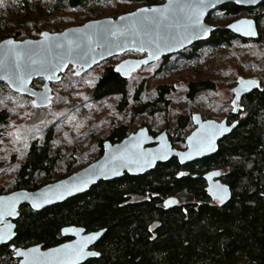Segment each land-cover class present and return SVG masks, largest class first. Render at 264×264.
Here are the masks:
<instances>
[{
    "label": "trees",
    "instance_id": "obj_1",
    "mask_svg": "<svg viewBox=\"0 0 264 264\" xmlns=\"http://www.w3.org/2000/svg\"><path fill=\"white\" fill-rule=\"evenodd\" d=\"M101 1L94 0V4ZM127 1L146 6L165 2ZM91 3V0H56L53 7L57 10L64 4L68 10H79ZM263 7L264 3L258 8L244 10L227 4L217 10H223L229 17L244 12L260 21L264 18V12H260ZM89 13L93 18L97 16L95 8ZM50 21L39 22L36 18L14 22L0 20V25L6 28L0 35V42L10 38L23 40L28 34L41 36L45 30L56 32L60 22ZM236 41L259 46L264 43L262 37L255 41L241 39L223 26L216 29L209 41L196 43L178 56L191 59L206 45L228 47ZM174 59V56L163 58L155 64L158 67L154 74L168 69ZM149 79H140L138 86L132 89L134 79L125 80L113 67H108L96 81L93 98L119 97L121 111L132 103V120L144 114L168 116L172 87L157 86L154 100L143 102ZM215 90L213 82H193L189 84L187 95L194 100ZM1 100L5 102L0 106V122H5L9 107L4 97ZM244 106L246 116L238 129L220 143L214 156L187 165L172 159L142 176L126 174L120 179L100 182L87 193L42 212H35L28 206L22 208L17 222L16 246L43 244L44 248H53L68 240L62 236L63 228L80 226L87 232L106 230L97 246L101 257L85 264H264V90L246 96ZM190 120L191 114L177 119L172 134L176 138L171 137L174 146H184V137H181L186 134ZM55 127L54 124L47 129L39 126L41 139L30 145L25 163L18 168L20 188L36 190L55 181L54 175L61 162L51 148ZM130 132L131 124L116 125L106 140L119 143ZM103 141L95 144V159L103 153ZM72 158L76 159L73 154L67 156L64 163ZM89 159L95 160L86 156L81 161ZM78 163V160L69 163L61 178L73 174ZM217 168L225 170L223 180L232 191V198L226 204L213 201L205 189V173ZM40 179L43 182L38 184ZM171 196L179 200V205L166 210L163 202ZM12 255L8 246H1L0 264H14Z\"/></svg>",
    "mask_w": 264,
    "mask_h": 264
},
{
    "label": "water",
    "instance_id": "obj_2",
    "mask_svg": "<svg viewBox=\"0 0 264 264\" xmlns=\"http://www.w3.org/2000/svg\"><path fill=\"white\" fill-rule=\"evenodd\" d=\"M200 3L201 0H165L161 5L142 7L131 13L121 15L117 19L105 18L94 20L87 22L82 26L66 29L60 33L44 31L41 34V37L37 40H3L0 42V77H7L10 75L15 76L19 73H24L25 76L29 78V83L27 85L28 89H30L32 93H36V95H30L25 92L17 93L30 96L34 101L38 100L40 96L45 93V89L47 88L50 89L47 94L51 97L52 103L53 93L50 84L59 82L61 80V75L71 66L75 69L76 73L79 72V75L76 74V76H81L100 63L119 57L128 52L134 51L146 53L147 56L144 59H127L116 67V69L122 68L121 72H116L123 78L127 79L134 72L146 65L154 64L164 57L179 54L196 43L209 41L217 27L211 26L207 21L209 15L215 10L227 4H235L244 9L256 8L264 3V0H205L206 6L203 7L202 14L199 18L201 23L210 29V31L200 35H193L188 28V25L191 23L190 18H194L201 12V9L198 7ZM166 8L168 9L167 18L161 21V11ZM152 9L158 11H141ZM132 13H136V16H132ZM122 17L124 19H121ZM142 17L153 19L152 22L143 23L138 32H129L119 38L101 35L98 38H94L92 41L87 39L86 34L92 35L97 32H103L109 28L115 29L122 25H131L134 21H139ZM242 20L253 21L257 35L247 36L243 34V30L236 31L230 27V25L237 24ZM230 25L227 29L243 39L257 40L259 38L257 22L254 19L243 18ZM186 37H190V39ZM9 41L12 43L9 44ZM70 41L78 42L80 47L77 48L75 44H73L71 45L70 50ZM57 45H63V47H58ZM141 47L143 50H138ZM11 48H17L18 50L27 53L19 68L15 66L11 57L6 58L5 54L8 49ZM150 53H155V55H150ZM29 57H31V59ZM84 58H86L88 62L83 68H81ZM92 58L95 59V63L92 62ZM32 59L43 61V66H41L40 63L33 64ZM144 61H147V63H144ZM50 65H59V67L56 68V77H58V79L54 78L53 80H48L45 78L50 74ZM37 79L45 80V85L40 91L31 87L32 83ZM248 80L256 81L255 79ZM0 82L7 84L12 91H15V86L11 81L0 79ZM239 88L240 83L236 89ZM258 88L259 87H253L248 91H242L239 100H237L236 97L235 101L239 102L245 95ZM50 105L40 108H47ZM192 118L196 128L187 137L185 150L174 148L166 132H163L158 137H154L151 135L149 129L145 127L139 129L136 133L130 134L120 143L113 145L109 141L105 142L103 155L98 160L62 180L48 184L37 191H19L9 195L0 196V233L7 232L9 230V225H11L10 231L12 232L11 237L0 241V247L11 243L16 238V223L14 221L19 219V211L22 206L28 205L33 211L42 212L76 196L87 193L100 182L120 179L126 174L130 176H142L155 169L158 164L167 163L172 159H177L181 165L200 161L206 157L214 155L218 151L219 142L224 137L230 135L237 127L236 123L228 126L226 121L221 123L213 120L204 121L200 114H194ZM213 126H223L230 130L216 136L214 151L204 152L201 155H196L193 152L189 158L186 155L191 151L189 147V137H192L196 133H199L200 137L207 136L213 130ZM141 130H143V136L140 135ZM137 145L139 146L137 147ZM162 150L167 151V157L165 159H155L150 165L143 164L144 156L159 153ZM121 156L125 157V159H120L119 157ZM128 157L138 159L141 163L137 164L131 162ZM214 172L219 171H212L204 176L208 184L206 189L207 194L212 200L219 202L214 198L213 192L216 190V185L224 186L228 190V195L221 204H226L232 198L231 188L221 182V175L212 176L211 174ZM68 188H70L71 191H67L66 189ZM209 189H212V191H209ZM61 193H63V195H61ZM10 202L12 208H14L11 215L8 214L10 210ZM178 202L179 200L177 198L170 197L165 201L164 206L166 209H173L178 205ZM34 203L39 204V207H33ZM105 232L106 230L87 233L85 228L68 226L62 229V235L65 238H71V241L45 250L41 245L33 246L28 249H17L15 258L19 260L18 264H24L26 257L17 255V251L28 253L32 249H38V253L45 254V256L40 257L44 264H56L57 259L71 261L73 247L78 245L83 238L89 236H94L95 239L87 243L84 251L86 253H99L97 251H92L91 248L101 240ZM55 250L63 251L59 253L58 257L48 255L54 253ZM100 257V253L97 256L86 255L81 257L76 264H85L91 259H99Z\"/></svg>",
    "mask_w": 264,
    "mask_h": 264
},
{
    "label": "rangeland",
    "instance_id": "obj_3",
    "mask_svg": "<svg viewBox=\"0 0 264 264\" xmlns=\"http://www.w3.org/2000/svg\"><path fill=\"white\" fill-rule=\"evenodd\" d=\"M55 1L0 0V20L9 19L14 22L15 20L36 18L39 19V22L59 21L60 24L56 32L45 31L60 33L90 21L116 18L144 6L143 3H132L127 0H102L99 4H94V0H91V4L79 10H68L64 4L58 6L56 10L53 7ZM93 8L97 12L95 18L91 17L89 13ZM260 12H264V8ZM241 17L250 18L252 16L242 13L232 18L227 16L223 10H215L207 22L214 27H223L232 20ZM5 30V26L1 24L0 35H3ZM259 31L264 42V18L259 22ZM39 38L40 36L28 34L25 39L37 40ZM262 44L264 45V43ZM263 45L239 41L228 47L206 45L199 50L194 58L178 57L174 59L173 65L162 73L154 74L158 67L156 65L138 72L132 89L138 86L141 78L150 77L145 87V95L142 97L143 102L154 100L153 92L157 86L172 87V93L169 95L171 105L168 116L144 114L132 120L130 116L132 103L127 109L121 111V98L119 97H106L101 100L93 98L97 78L107 66L114 65L117 59L95 67L77 80L70 78L74 71L69 69L67 76L60 83L54 84L53 94L55 97L51 106L37 110L39 112L36 113L33 111L30 101L19 95L11 96L6 92L9 87L0 83V100L4 97L9 111L12 112L10 121L1 126L0 164H4V167L1 168L3 171L0 173V190L9 192L14 188L17 170L26 160L29 146L36 139H41L39 126L45 129L49 128L51 124L56 126L51 148L53 154L59 155L60 161H63L60 162L54 175V179L57 181L73 160L80 162L74 169L75 172L90 164V159L83 162L82 158L89 156V158L95 159L97 155L95 144L100 140H105L109 136L110 130L116 125L131 124V130L134 132L146 124L154 133H160L166 128L173 130L176 120L185 114L200 113L209 119L222 120L230 109L232 98L229 97V92L238 78L258 77L264 81V66L261 64V61L264 60ZM134 56L140 57L141 55L129 52L121 56L119 60ZM208 81L216 85L214 92H205L194 100L188 97L189 84ZM42 85L43 83H40L37 87L40 89ZM9 97L11 99H8ZM129 97L131 99L132 95ZM2 105L4 104L0 103V106ZM16 131L22 134L19 141L9 135ZM178 148H182V146H178ZM72 154L76 159L72 158L64 163L67 156ZM39 182L42 183L43 180L40 179Z\"/></svg>",
    "mask_w": 264,
    "mask_h": 264
},
{
    "label": "snow or ice",
    "instance_id": "obj_4",
    "mask_svg": "<svg viewBox=\"0 0 264 264\" xmlns=\"http://www.w3.org/2000/svg\"><path fill=\"white\" fill-rule=\"evenodd\" d=\"M205 6H206L205 0H201L200 5H198V7L201 9V12L199 14H197L194 18H190L191 23L188 25V28L190 29V31L193 35H200L202 33H206V32L210 31V29H208L205 25H203L201 23L200 18H199V16L202 14V9ZM169 7H171V6H169ZM141 11L142 12L143 11L156 12L158 10L152 9V10H141ZM167 12H168L167 8L161 11V17H160L161 21H163L164 19L167 18ZM131 15L135 17L136 13H132ZM121 19H124V18L122 17ZM152 19L153 18L142 17L139 21H134L131 25H122V26L116 27L115 29L109 28L103 32H97V33H94L92 35L86 34L87 39L89 41H92L94 38H98L101 35H107V36L119 38L120 36H123L129 32H138L143 23L152 22ZM230 27H232L236 31H242L243 30V34L247 35V36L257 35V32H256L255 27H254V23H253V21H250V20L239 21L237 24L230 25ZM186 38L190 39V37H186ZM8 43L11 44L12 42L9 41ZM73 44H75V46L77 48L80 47V44L78 42L70 41L69 42L70 50H71V45H73ZM57 46L63 47V45H57ZM138 50L142 51L143 48L141 47ZM5 55H6V58L11 57L15 66L17 68H19L21 66V63L24 60L25 56L27 55V53L24 51L18 50L17 48H11V49H8V51ZM150 55L154 56L155 53H150ZM29 58L31 59V57H29ZM87 62H88L87 59L84 58V62L81 64V68H83L85 66V64H87ZM92 62L93 63L96 62L94 58H92ZM32 63L33 64L40 63L41 66H43V61H37L35 59H32ZM144 63H147V61H144ZM57 67H59V65H50L49 66L50 74L47 75L45 78L48 80H53L54 78L58 79V77H56V68ZM116 71L121 72L122 68H117ZM76 74L79 75V72H77ZM0 79H7V80L11 81L12 84L15 86L16 92H25V93H28L30 95H36V93H32L30 91V89H28L27 85L29 83V78H27L24 73H19L15 76L10 75L7 77H0ZM89 83H91V82L89 81ZM239 83H240V88L234 90L236 92L237 100H239L240 94L242 91H248L253 87H259V84L254 80H243L242 79V80H240ZM49 91H50V89L46 88L45 93L42 96H40V98L38 100H34L32 102V106L34 108H40V107L50 105L51 97L48 96V94H47ZM8 99H11V97H9ZM0 103H4V101L0 100ZM235 103L236 102L234 101V105H235ZM236 110L237 109L234 106L233 111H236ZM29 115H32V114L29 113ZM229 130L230 129L225 128L223 126H213V130L207 136L200 137L199 133L194 134L192 137H189V147H190L191 151L186 155L190 158L193 152L196 155H201L204 152L214 151L215 150V138H216V136L221 135L224 132L229 131ZM143 134H144L143 130H141L140 135L143 136ZM9 135L14 136L16 141H19L22 138V134L19 131L9 133ZM197 137H200V138H197ZM138 146L139 145H137V147ZM25 147H27V145H25ZM166 157H167V151L162 150L159 153H153V154H149L148 156H144L143 157V164L150 165L155 159H165ZM119 158L125 159V157H123V156H121ZM128 158L131 160V162H134L137 164L141 163V161L138 159H132L131 157H128ZM182 161H183V157H182ZM211 175L212 176H219V175H221V173L214 172ZM215 188H216V190L213 192L214 198L217 199L220 203H223L225 198L228 195V190L224 186H221V185H216ZM66 190L71 191L70 188H68ZM209 191H212V189H209ZM61 195H63V193H61ZM6 199H10V198H6ZM33 207H39V204L34 203ZM13 211H14V208H12V205L10 202V210H9L8 214L11 215ZM8 228H9V230L7 232L0 233V241L11 237V235H12V232L10 231L11 225H9ZM93 239H95L94 236H89V237L83 238L82 241L78 245L73 247L72 252H71V255H72L71 261H66L63 259H57L56 264H76V262L83 256H86V255L97 256V255H99V253H95V252L86 253L84 251V248L86 247L87 243L92 241ZM61 251H63V250H55L54 253L48 254V255L53 256V257H58V255ZM17 255L26 257L24 264H44V262L41 261L40 257L45 256V254L38 253V249H32L28 253L17 251Z\"/></svg>",
    "mask_w": 264,
    "mask_h": 264
},
{
    "label": "flooded vegetation",
    "instance_id": "obj_5",
    "mask_svg": "<svg viewBox=\"0 0 264 264\" xmlns=\"http://www.w3.org/2000/svg\"><path fill=\"white\" fill-rule=\"evenodd\" d=\"M152 6H154V5H150V6H146V5H144L143 7H152ZM256 8H258V7H256ZM264 8V7H263ZM263 8H261V9H263ZM260 9V10H261ZM244 10H246V9H244ZM244 13V12H243ZM240 14H242V13H240ZM239 14V15H240ZM244 14H247V13H244ZM124 15V14H123ZM249 15V14H248ZM238 16V15H237ZM237 16H234V17H232V18H235V17H237ZM249 16H252V17H250V19H254L256 22H257V26H258V30H259V22L260 21H257L255 18H254V15H249ZM118 17H116V18H113V19H117ZM243 18H248V17H241V18H239V19H234V20H232L229 24H227L225 27H226V29L228 28V26L231 24V23H233V22H235V21H237V20H240V19H243ZM86 24V23H85ZM218 28V27H217ZM228 30V29H227ZM229 31V30H228ZM231 32V31H230ZM232 33V32H231ZM233 34V33H232ZM235 35V34H234ZM237 36V35H236ZM41 37V36H40ZM237 37H239V38H241L240 36H237ZM261 37V35H260V31H259V38ZM258 38V39H259ZM10 39H12V38H10ZM241 39H243V38H241ZM6 40V39H5ZM15 40V39H14ZM23 40H26V39H23ZM23 40H17V41H23ZM246 40V39H245ZM250 41H255V40H250ZM184 52V51H183ZM129 53V52H128ZM130 53H137V54H140L141 56L140 57H137V56H134V57H132V58H122V59H120L119 60V58H121V56H123V55H126V54H123V55H121V56H119V57H115V58H112V59H109V60H106V61H104V62H102V63H100L99 65H101V64H103V63H105V62H111L112 60H114V59H117V62L114 64V65H110V66H107L106 68H108V67H113L114 68V71H115V73L117 74V75H119L117 72H116V67L121 63V62H123L124 60H127V59H144L146 56H147V54L146 53H140V52H134V51H131ZM182 53V52H181ZM181 53H179V54H181ZM179 54H176V55H172V56H174L175 57V59L176 58H178L179 56ZM168 57H171V56H168ZM164 58H166V57H164ZM163 59V58H162ZM162 59H160L159 61H161ZM159 61H157L156 63H154V64H150V65H146V66H144V67H142L141 69H139L138 71H136V72H134L129 78H127V79H125V78H123L122 76H120L121 78H123V79H125V80H129V79H135V78H137L136 76H137V73L138 72H140V71H142V70H145L146 68H148V67H150V66H153V65H155V64H157ZM113 62V61H112ZM261 63L263 64V66H264V60H262L261 61ZM99 65H97V66H99ZM97 66H95V67H97ZM94 67V68H95ZM93 68V69H94ZM106 68L104 69V71L101 73V75L97 78V81L99 80V78L100 77H102V75L105 73V70H106ZM69 69H73V71H74V73L70 76V78L71 79H73V80H77V79H80V77L82 76H76V72H75V69L71 66V67H69L68 68V70ZM67 70V71H68ZM92 70V69H91ZM67 71L65 72V73H63L62 75H61V80L59 81V82H56V83H51L50 84V86H51V88H52V93H53V87L55 86L54 84H58V83H60L61 81H62V79L63 78H65L66 76H67ZM90 71V70H89ZM88 71V72H89ZM85 73H87V72H85ZM84 73V74H85ZM83 74V75H84ZM133 76V77H132ZM144 78H146V76L145 77H143V78H141V80L142 79H144ZM148 78V77H147ZM240 79H255L257 82H258V84H259V88L258 89H255V90H253V91H251L249 94H247V95H245L239 102H237V101H235V98H236V93H235V89L238 87V85H239V81H240ZM0 83H2V82H0ZM40 83H43V85H42V87L39 89L38 87H37V85L38 84H40ZM2 84H5V83H2ZM7 85V84H6ZM44 85H45V80L44 79H37V80H35L33 83H32V85H31V87L33 88V89H35V90H37V91H40V90H42L43 89V87H44ZM234 86L230 89V92H229V97H231L232 98V101H231V104H230V109L228 110V112L226 113V115L223 117V119L222 120H220V121H218V120H215V119H209L208 117H206V116H204L203 114H200V113H195V114H200L201 115V117H202V119L204 120V121H209V120H213V121H216V122H218V123H221V122H223V121H226L227 122V125L228 126H231V125H233V124H237V127H236V129L235 130H237L238 129V127H239V125H240V122H241V120L246 116V112H245V110H246V108H245V106H244V100H245V97L246 96H248V95H250V94H252L253 92H255V91H263L264 90V81H262V78H258V77H252V78H243V77H240V78H238V80L233 84ZM8 86V85H7ZM7 93H9L10 95H13V97H16L17 95H19L21 98H23V99H25V100H27V101H30L31 102V104H32V102H33V98L32 97H30V96H27V95H22V94H20V93H17V92H15V91H12L10 88H9V90H7L6 91ZM54 97H55V95L53 94V98H52V103H53V101H54ZM234 101L236 102L235 103V105H234ZM51 103V104H52ZM51 106V105H50ZM49 106V107H50ZM236 107V111H233V107ZM33 107V106H32ZM223 107V106H222ZM48 108V107H47ZM43 109H46V108H34L33 107V111L36 113L37 112V110H43ZM9 114H7L6 113V115H5V118H6V121L5 122H0V139H1V131H2V129H1V126L2 125H4V124H6V123H8L9 121H10V119H11V117H12V112H8ZM1 114V113H0ZM193 115L194 114H191V120H190V123H189V125H188V130L186 131V134L184 135V136H182L181 138H183L184 137V146H182V148H178V147H176V146H174V144H173V142H172V139H171V137H174L172 134H173V131L175 130V125H176V122H175V125H174V129L173 130H168L167 128L166 129H164L162 132H160V133H154L152 130H150L147 126H143V127H141V128H145V127H147L148 129H149V131H150V133H151V135H153L154 137H158L160 134H162L163 132H166L167 134H168V136H169V139H170V141H171V143L173 144V147L174 148H177V149H179V150H185L186 149V139H187V137L195 130V125H194V122H193ZM177 121V120H176ZM140 128V129H141ZM139 130V129H138ZM137 130V131H138ZM234 130V131H235ZM137 131H134V132H130V134H132V133H136ZM233 131V132H234ZM232 132V133H233ZM231 133V134H232ZM129 134V135H130ZM230 134V135H231ZM128 135V136H129ZM230 135H228V136H226V137H229ZM127 136V137H128ZM126 137V138H127ZM226 137H224L220 142H219V146H220V143L226 138ZM174 138H176V136L174 137ZM107 139V138H106ZM104 140L103 141V152H104V143L105 142H107V141H109V140ZM125 139V138H124ZM123 139V140H124ZM33 142H35V141H33ZM32 142V143H33ZM110 142V141H109ZM31 143V144H32ZM120 143V142H119ZM115 144H117V143H115ZM114 145V144H113ZM30 147V146H29ZM28 150H29V148H28ZM218 150H219V148H218ZM218 152V151H217ZM216 152V153H217ZM215 153V154H216ZM27 154H28V152H27ZM214 154V155H215ZM53 155H55V154H53ZM102 155H103V153H102ZM101 155V156H102ZM214 155H211V156H214ZM100 156V157H101ZM100 157H98L97 159H95V160H93L91 163H93V162H95L96 160H98ZM210 157V156H209ZM27 158V157H26ZM207 158V157H206ZM26 161V160H25ZM25 161H24V163H25ZM23 163V164H24ZM90 163V164H91ZM22 164V165H23ZM90 164H88V165H90ZM21 165V166H22ZM87 165V166H88ZM4 167V164H0V173H2V169L1 168H3ZM212 171H219L220 173H221V177H220V180H221V182H223L224 184H226L225 182H224V175L226 174V172H225V170L224 169H221V168H217V169H212V170H210V171H208V172H206L205 173V175L206 174H208V173H210V172H212ZM76 172H78V171H76ZM75 173V172H74ZM18 175H19V173H18V170H17V174H16V180H15V186H14V188H12V190H10L9 192H6L5 190H0V196H3V195H9V194H12V193H15V192H19V191H29V192H33V191H37V190H39L40 188H42V187H44V186H46V185H48V184H46V185H43V186H41V187H39L38 189H36V190H27V189H22V188H20L18 185H17V181H18ZM72 175V174H71ZM128 175V174H127ZM204 175V176H205ZM130 176V175H129ZM64 179V178H63ZM205 179V178H204ZM59 180H62V178H60ZM59 180H57V181H59ZM56 180L53 182V183H55V182H57ZM205 182H206V188L205 189H207V181L205 180ZM38 184H41L40 182H38ZM51 184V183H50ZM227 185V184H226ZM207 192V191H206ZM208 195V194H207ZM171 197H173V196H171ZM170 198V197H169ZM176 198V197H175ZM168 199V198H167ZM166 199V200H167ZM165 200V201H166ZM165 201L163 202V206H164V203H165ZM214 201V200H213ZM215 202H217V201H215ZM217 203H219V202H217ZM219 204H221V203H219ZM178 205H179V202H178ZM177 205V206H178ZM26 206H28V205H24V206H22L21 208H20V211H19V213H20V216H21V210H22V208H24V207H26ZM176 206V207H177ZM29 207V206H28ZM175 207V208H176ZM30 208V207H29ZM164 208H165V206H164ZM31 209V208H30ZM166 209V208H165ZM174 209V208H173ZM32 210V209H31ZM166 210H171V209H166ZM19 219H20V217H19ZM18 219V220H19ZM18 220H16V221H14L15 223H16V232H17V222H18ZM77 227H80V226H77ZM83 228V227H82ZM86 230V229H85ZM101 231V230H100ZM62 232V231H61ZM86 232H87V230H86ZM96 232H98V231H96ZM87 233H92V232H87ZM63 236V235H62ZM16 238H17V235H16ZM15 238V239H16ZM65 238V237H64ZM15 239L11 242V243H9V244H7V245H2V246H8L9 248H10V250L12 251V253H13V258H14V260H15V263L14 264H18L19 263V260L18 259H16L15 258V254H16V250L17 249H28V248H30V247H33V246H37V245H41L42 246V248L45 250V249H49V248H44V246H43V244H35V245H32V246H28V247H18V246H16V244H15ZM68 240L66 241V242H69V241H71L72 239L71 238H67ZM102 239V238H101ZM65 242V243H66ZM100 242V241H99ZM98 242V243H99ZM98 243L95 245V246H93L92 248H91V250L92 251H97V252H99L100 254H101V251L98 249ZM92 260V259H91ZM88 262V261H87Z\"/></svg>",
    "mask_w": 264,
    "mask_h": 264
}]
</instances>
